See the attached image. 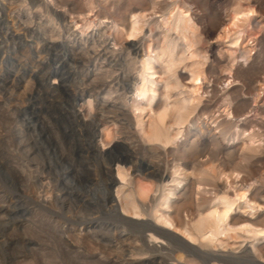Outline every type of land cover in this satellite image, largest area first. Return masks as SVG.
<instances>
[{
	"label": "bare ground",
	"instance_id": "bare-ground-1",
	"mask_svg": "<svg viewBox=\"0 0 264 264\" xmlns=\"http://www.w3.org/2000/svg\"><path fill=\"white\" fill-rule=\"evenodd\" d=\"M51 1L55 8L60 4L66 16L45 4L53 21L47 42L81 50V59L92 65L88 77L96 79L77 97L91 123L88 152L99 160L106 178L104 206L127 227L112 234L111 247L122 257L129 254L121 263H109L264 264V127L257 120L264 113V79L244 86L251 104L227 103L215 115L207 111L219 101L217 91L211 88L213 100L202 97L208 88L203 66L209 46L192 19V9L186 7L187 0ZM257 10L245 0L216 20L215 39L223 43L229 39L224 54L230 61L238 57L248 61L255 50V40L249 39V44L244 37L251 32L252 21L259 28L264 25ZM248 13L260 14L252 19ZM153 27L160 30L156 38ZM154 49L158 52L153 60ZM156 61L164 66H156ZM118 62L129 71L115 70ZM240 69L236 62L233 71L225 70L216 81L230 86L239 80ZM134 73L141 81L135 99L126 96L137 81ZM232 88L222 95L230 96ZM243 106L248 111H240ZM127 109L148 113V128L142 135L159 145L144 149V159L135 157L140 145L127 143L137 136L122 133L116 116L104 117L106 110L127 117ZM248 112L252 119L244 117ZM202 116L212 119L213 126L202 123ZM187 123H199L203 132L188 131ZM230 128L234 131L229 134ZM204 141L211 144L208 150L200 146ZM113 166L123 184L110 177ZM115 186L117 200L110 194ZM145 233L160 243L150 244ZM144 253L158 257L136 258Z\"/></svg>",
	"mask_w": 264,
	"mask_h": 264
},
{
	"label": "rangeland",
	"instance_id": "rangeland-1",
	"mask_svg": "<svg viewBox=\"0 0 264 264\" xmlns=\"http://www.w3.org/2000/svg\"><path fill=\"white\" fill-rule=\"evenodd\" d=\"M243 1L187 0L186 4L189 10L192 9V19L209 46L208 59L203 66L208 76V88L202 97L213 100L211 88L217 91L219 101L207 111L215 115L227 103L251 104L252 97L245 94L244 86L264 79L263 24L259 28L252 21V30L244 37L245 42L255 40V50L248 61L240 57L230 61L224 54L229 39L224 43L215 39L216 20ZM251 1L263 15L264 22V0ZM45 4L55 8L51 0H0V264L121 263L129 254L120 256L110 242L113 241L112 234L123 230L125 225L104 206L106 178L101 173L99 160L88 152L86 134L91 123L84 117L85 111L80 108L82 102L77 97L81 90H90L96 81L88 77L92 65L81 59L83 54L79 49L69 51L59 42L49 45L47 37L53 21ZM55 9L65 14L60 4ZM260 13L247 15L258 19ZM152 30L156 38L160 30L154 27ZM146 34H149L147 29ZM157 52L154 49L150 54L153 60ZM236 62L241 66L239 80L230 86L217 82L222 72L233 71ZM118 63H114L115 70L129 71L124 63ZM154 64L164 66L162 61ZM140 84L138 76L126 96L135 99ZM230 87L234 88L231 95L223 96ZM246 110V106L240 108V111ZM73 111L80 113L81 120ZM138 114L140 117L135 118ZM246 114L247 119L253 118L251 112ZM221 115L231 120L230 115ZM115 116L122 133L132 132L137 136V139L127 141L141 146L142 149L135 150L137 159L145 158L144 149L159 147L142 135V130L149 124L146 111L127 109V117L118 115V111L106 110L104 113L109 120ZM260 119L264 127V113L257 118ZM201 121L213 126L212 119L206 116H202ZM185 127L191 132H203L199 123H187ZM230 129L229 134L234 131ZM180 140L179 136L177 141ZM200 146L208 150L211 144L204 141ZM110 177L117 184H123L115 166ZM116 191L115 186L110 192L115 200L118 198ZM149 220L168 228L153 218ZM145 237L150 244L157 246L160 243L149 233H145ZM248 242L250 240L245 243ZM150 254L158 257L157 253H144L136 258L144 260Z\"/></svg>",
	"mask_w": 264,
	"mask_h": 264
}]
</instances>
